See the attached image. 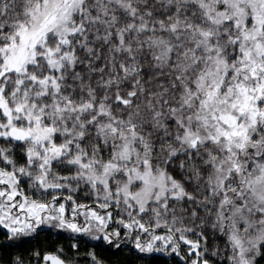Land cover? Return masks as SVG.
Returning a JSON list of instances; mask_svg holds the SVG:
<instances>
[{
	"label": "snow or ice",
	"instance_id": "obj_1",
	"mask_svg": "<svg viewBox=\"0 0 264 264\" xmlns=\"http://www.w3.org/2000/svg\"><path fill=\"white\" fill-rule=\"evenodd\" d=\"M0 264H264V0H0Z\"/></svg>",
	"mask_w": 264,
	"mask_h": 264
}]
</instances>
